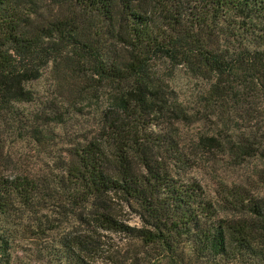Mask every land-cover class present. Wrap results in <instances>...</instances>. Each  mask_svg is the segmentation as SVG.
<instances>
[{
    "label": "trees",
    "instance_id": "obj_1",
    "mask_svg": "<svg viewBox=\"0 0 264 264\" xmlns=\"http://www.w3.org/2000/svg\"><path fill=\"white\" fill-rule=\"evenodd\" d=\"M44 1L0 0V124L40 138L20 105L49 63L65 69L67 96L100 107L52 171L0 164V264H96L106 234L165 264H264V0H52L42 16ZM159 62L203 83L200 116L213 127L195 149L237 168L256 156L261 170L211 195L178 175L195 154L150 128L200 111L176 103ZM128 260L108 261L138 264Z\"/></svg>",
    "mask_w": 264,
    "mask_h": 264
},
{
    "label": "rangeland",
    "instance_id": "obj_2",
    "mask_svg": "<svg viewBox=\"0 0 264 264\" xmlns=\"http://www.w3.org/2000/svg\"><path fill=\"white\" fill-rule=\"evenodd\" d=\"M51 1L42 2L39 13H54L51 10ZM49 5V7L47 6ZM27 4H24L26 7ZM54 6V5H53ZM54 10V8H53ZM160 72H164V79L167 86L172 90L176 98V103L198 109L200 112L196 118L189 121H177L168 125L164 131V124L151 126L155 134L163 135L164 132L170 135L172 144L176 141L177 147L186 151L187 157H191L189 151L195 154L192 165L180 167L174 165L173 154L166 149L164 142L160 145L158 153L161 161L171 169H177L178 175L183 179L196 180L210 195L219 182H229L238 174H248L253 170L262 169V161L256 157H245L240 161V168L231 166V159L221 152H215L212 156L195 149L197 135L207 133L212 123L204 120L202 114L203 102L200 100V88L202 81L186 74L179 66L170 67L167 63H157ZM65 69H60L52 63L44 66L38 78L26 83V87L32 91L33 100L20 105V110L26 113L29 118H33L38 128L41 130L40 138L37 141L31 140L24 132H19L13 127H5L0 124V164L24 165L33 167L40 171H52L60 163L70 147L76 143H81L89 129L90 116L93 108L100 107V102H96L88 107H81V97L68 95L60 87H65ZM36 117V118H35ZM191 163V162H190ZM264 169L261 174H264ZM260 185V184H259ZM264 191V186L261 185ZM52 214L55 215L57 207H54ZM126 222L130 225L139 226L136 216L127 214ZM100 259L96 264H111L108 260L129 261L128 257H135L138 264H165L164 261L155 259L147 249L139 246L138 242L125 238L120 234H106L101 239ZM107 258V259H106Z\"/></svg>",
    "mask_w": 264,
    "mask_h": 264
}]
</instances>
